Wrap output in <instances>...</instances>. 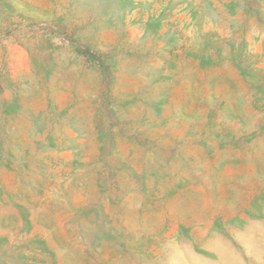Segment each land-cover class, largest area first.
Masks as SVG:
<instances>
[{
    "label": "rangeland",
    "instance_id": "374dc122",
    "mask_svg": "<svg viewBox=\"0 0 264 264\" xmlns=\"http://www.w3.org/2000/svg\"><path fill=\"white\" fill-rule=\"evenodd\" d=\"M0 264H264V0H0Z\"/></svg>",
    "mask_w": 264,
    "mask_h": 264
}]
</instances>
